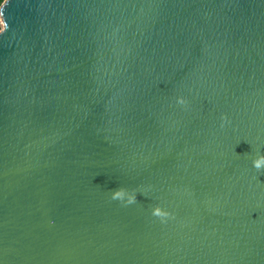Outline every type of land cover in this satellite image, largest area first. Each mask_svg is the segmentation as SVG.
Wrapping results in <instances>:
<instances>
[{
    "label": "water",
    "instance_id": "95a60500",
    "mask_svg": "<svg viewBox=\"0 0 264 264\" xmlns=\"http://www.w3.org/2000/svg\"><path fill=\"white\" fill-rule=\"evenodd\" d=\"M0 22V264H264V0Z\"/></svg>",
    "mask_w": 264,
    "mask_h": 264
},
{
    "label": "clouds",
    "instance_id": "9594fccd",
    "mask_svg": "<svg viewBox=\"0 0 264 264\" xmlns=\"http://www.w3.org/2000/svg\"><path fill=\"white\" fill-rule=\"evenodd\" d=\"M183 103V101H180ZM252 167L258 171L262 172L264 171V154H257L254 159H252ZM136 194L135 192L129 193L125 189H117L112 192V199L113 200H121L124 201L126 204H132L136 202ZM155 215H164V213H161L159 209H155L154 213Z\"/></svg>",
    "mask_w": 264,
    "mask_h": 264
},
{
    "label": "rangeland",
    "instance_id": "374dc122",
    "mask_svg": "<svg viewBox=\"0 0 264 264\" xmlns=\"http://www.w3.org/2000/svg\"><path fill=\"white\" fill-rule=\"evenodd\" d=\"M2 28V23L0 22V29Z\"/></svg>",
    "mask_w": 264,
    "mask_h": 264
},
{
    "label": "trees",
    "instance_id": "16d2710c",
    "mask_svg": "<svg viewBox=\"0 0 264 264\" xmlns=\"http://www.w3.org/2000/svg\"><path fill=\"white\" fill-rule=\"evenodd\" d=\"M3 1H4V0H0V5L2 4Z\"/></svg>",
    "mask_w": 264,
    "mask_h": 264
}]
</instances>
